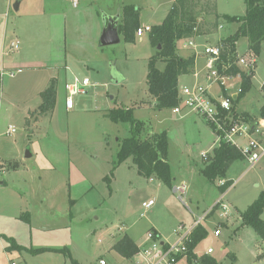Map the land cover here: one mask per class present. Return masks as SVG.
Wrapping results in <instances>:
<instances>
[{
	"label": "rangeland",
	"instance_id": "1",
	"mask_svg": "<svg viewBox=\"0 0 264 264\" xmlns=\"http://www.w3.org/2000/svg\"><path fill=\"white\" fill-rule=\"evenodd\" d=\"M17 1L21 5L14 10ZM172 1L77 0L74 9L71 0H0V264H99L100 259L136 264L137 255L125 258L112 249L118 239L127 235L140 246L147 231L155 230L160 240L172 241L179 223L201 217L223 192L228 217L219 216L215 208L202 219L206 234L197 250L212 247L214 264H264V251L259 250L264 244L240 217L264 190V157L249 169L236 159L224 176L208 178L203 172L206 159L219 143L211 126L188 108L178 113L156 109L149 96L148 62L157 51L150 33L133 41L120 35L118 43L99 45L102 12L115 14L133 5L139 23L153 26L163 20ZM215 2L221 16H239L246 10L244 0ZM56 11L64 13L58 24L52 15ZM201 16L199 22L206 26L215 20L214 15ZM218 22L221 27L212 33L216 40L234 35L239 26ZM193 37L194 50L200 51L207 35ZM11 42L18 47L11 48ZM184 42L177 41L176 52L187 57L193 51L183 48ZM58 52L66 55L65 62L54 60ZM248 52L247 39L237 36L235 53ZM255 56L251 88L236 103L238 111L251 115H258L264 103V44ZM205 62L204 55L196 54L197 76H179L178 88L197 81L206 85ZM113 66L122 77L117 83L111 81ZM154 67L163 70L165 61L155 59ZM73 75L87 78L91 86L73 95L72 107L66 108L64 83ZM51 78L56 81L55 104L41 115L40 92ZM239 85L236 75L225 83L227 92H237ZM214 87L217 92L215 85L210 89ZM117 107L131 108L142 122L141 140L165 132L169 185L138 173L130 156L119 161L122 140L132 132L129 122L106 117ZM9 125L14 132L8 133ZM219 178L231 181L223 192ZM181 183L186 193L180 197L174 187ZM147 197L154 205L146 209L141 202ZM219 221L225 223L214 235ZM36 248L40 251H32ZM176 264L201 263L181 257Z\"/></svg>",
	"mask_w": 264,
	"mask_h": 264
},
{
	"label": "trees",
	"instance_id": "2",
	"mask_svg": "<svg viewBox=\"0 0 264 264\" xmlns=\"http://www.w3.org/2000/svg\"><path fill=\"white\" fill-rule=\"evenodd\" d=\"M246 10L243 15L229 16L219 15L216 10L215 0H173L163 20L151 26L149 31L151 42L160 49L155 55L149 58L146 74V84L149 96L154 100L156 109L173 108L178 103V78L183 74L194 72L195 57L193 54L182 57L177 54V41L192 37L193 35L212 33L218 28L222 19L224 22H237L239 24L234 35L221 38L220 42L227 51L235 52V41L237 36L247 39L249 51L258 54L264 44V0H244ZM197 10V11H196ZM201 15H214L215 20L210 25L199 22ZM197 27V32L192 28ZM139 27V10L133 5H126L121 11V19L118 24L119 34L125 41H133L135 30ZM165 61V68L159 70L154 67L155 59ZM241 73L242 92L237 102L251 88V77L253 70L244 71L233 65L227 72ZM249 72V73H248ZM264 89V82L262 85ZM42 99L39 105L38 114L44 115L51 112L56 97V81L50 79L47 86L40 92ZM259 114L264 116V103L261 105ZM112 122H129L131 135L122 140L118 151L119 161L131 157L138 173L151 177L154 176L166 185L170 184V169L166 159L167 139L165 132L154 133L150 138L141 140L138 136L143 124L133 116L131 108L117 107L106 112ZM245 117L249 113L242 112ZM241 159L237 150L225 141H220L214 148L213 155L206 159L203 172L212 179L216 175L224 176L228 167L236 160ZM229 183V182H228ZM226 184V186L228 185ZM225 187H220L225 190ZM264 211V190L260 195L241 213L242 225L250 227L258 236L261 244H264V218L261 217ZM223 224V223H221ZM206 232L202 226H198L191 235L188 242V261L198 260L201 264H214L211 256L202 254L199 257L192 252ZM112 249L125 258L133 256L138 246L133 240L125 235L118 239ZM37 252L40 249H32Z\"/></svg>",
	"mask_w": 264,
	"mask_h": 264
},
{
	"label": "built area",
	"instance_id": "3",
	"mask_svg": "<svg viewBox=\"0 0 264 264\" xmlns=\"http://www.w3.org/2000/svg\"><path fill=\"white\" fill-rule=\"evenodd\" d=\"M72 6L77 5V0H71ZM221 27V24L218 28ZM151 26L144 25L139 26L135 30V36L140 37L144 33L149 32ZM193 32H197V27L192 28ZM213 33V32H212ZM212 33H205L207 39L200 45L201 50L195 51L197 46L193 42V36L184 38L185 40L182 47L191 48L193 55L202 54L206 58L205 67L207 72L205 78L208 81L206 85L194 82L191 85H183L178 88V103L172 108V111L178 113L183 108H188L201 116L211 126L215 133L218 142L225 141L234 147L241 156V160L248 164V168L253 167L256 162L264 157V116L251 115L245 117L242 115V111H238L236 103L233 100H237L242 92L241 87V72L230 73L227 72L233 65L241 69V65L249 66L248 70H254V64L256 62L255 53L249 51L245 55H237L235 52L227 51L224 45L219 40H216ZM201 35V34H199ZM212 41H210V39ZM11 48H17V42H11ZM21 69H17L16 72H20ZM15 72H10L12 76ZM249 73V72H248ZM193 75L196 77L197 73L194 71ZM239 76L240 85L237 92H227L225 83L227 80H231L233 76ZM217 87V92L213 90L212 86ZM91 86L87 78H79L75 75L72 76L70 81L64 83L65 94V107L71 108L73 105L72 96L77 93H86L87 88ZM8 133L15 131V128L11 125L7 128ZM219 144V143H218ZM202 157L206 159V154L203 153ZM229 182V183H228ZM229 180L218 179V186L226 188L230 185ZM174 191L178 192L180 197L186 193V185L184 183L176 186ZM224 191V190H223ZM222 191V192H223ZM223 192L220 197L213 204L212 208L204 212L201 217L195 219L192 223L185 224L179 223L176 228L172 230L174 240H160V235L155 230H149L146 233L144 244L138 247L137 255L140 259L136 261V264L144 262L145 264H176L181 257H187L188 255V242L194 230L201 226V221L208 214L214 211L215 208H219V216L227 218L229 208L226 203L223 202ZM154 205V199L149 198L141 202L143 208H149ZM225 223L219 221L215 225L213 230L214 235L220 234V224ZM198 245V244H197ZM197 245L192 248V252L199 257L202 254L210 255L213 253V248L208 246L205 249L197 250ZM11 264H14L11 262ZM99 264H107L104 259L99 260Z\"/></svg>",
	"mask_w": 264,
	"mask_h": 264
},
{
	"label": "water",
	"instance_id": "4",
	"mask_svg": "<svg viewBox=\"0 0 264 264\" xmlns=\"http://www.w3.org/2000/svg\"><path fill=\"white\" fill-rule=\"evenodd\" d=\"M19 2H15L13 4V9L18 10ZM120 18V12L118 11L115 14H106L101 13V22H102V30L99 37V45L107 46L118 43L120 40L119 31H118V23ZM213 38L210 39L212 41ZM160 49V44L157 45V50ZM121 74L118 70L113 66L111 69V81L117 83L121 79ZM25 156L28 157L30 154L26 151ZM2 183V180H0Z\"/></svg>",
	"mask_w": 264,
	"mask_h": 264
},
{
	"label": "crops",
	"instance_id": "5",
	"mask_svg": "<svg viewBox=\"0 0 264 264\" xmlns=\"http://www.w3.org/2000/svg\"><path fill=\"white\" fill-rule=\"evenodd\" d=\"M173 2V1H172ZM56 3H58V2H56ZM21 5V3H19V6ZM77 6H78V4L74 7V6H72V2H71V7L72 8H74V9H76L77 8ZM52 15H56V18H55V23L56 24H58V19L61 17V18H64V13H62L61 11H56L55 13H52ZM120 19H121V12H120V18H119V22H120ZM119 24V23H118ZM144 25H147V24H141V23H139V26H144ZM59 31V29H57L56 30V32H58ZM121 34H119V36H120ZM193 51V50H192ZM191 54H193V53H191ZM55 55V57H53L54 58V60H56V61H60V62H63L64 60H66V55L64 54V53H61V52H58V53H55L54 54ZM63 60V61H62ZM59 62V63H60ZM65 62V61H64ZM64 68L65 69H67L68 70V66H66V65H64ZM51 79H53V78H51ZM48 84V83H47ZM182 184V183H181ZM175 188V187H174ZM149 198H151V197H147L146 199H144V200H147V199H149ZM144 200H142V201H144ZM138 247H139V245L137 244V243H135ZM263 248H260L259 250L260 251H264V249L262 250ZM116 252V251H115ZM258 255V254H257ZM262 257V256H261ZM264 259V258H263Z\"/></svg>",
	"mask_w": 264,
	"mask_h": 264
}]
</instances>
